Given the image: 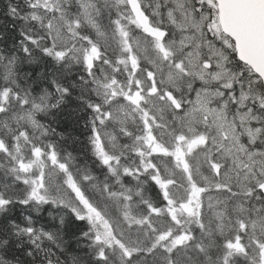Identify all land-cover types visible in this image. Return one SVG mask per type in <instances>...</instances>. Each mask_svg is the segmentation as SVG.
I'll use <instances>...</instances> for the list:
<instances>
[{
    "label": "snow or ice",
    "instance_id": "obj_1",
    "mask_svg": "<svg viewBox=\"0 0 264 264\" xmlns=\"http://www.w3.org/2000/svg\"><path fill=\"white\" fill-rule=\"evenodd\" d=\"M0 16V264H264V0Z\"/></svg>",
    "mask_w": 264,
    "mask_h": 264
},
{
    "label": "trees",
    "instance_id": "obj_2",
    "mask_svg": "<svg viewBox=\"0 0 264 264\" xmlns=\"http://www.w3.org/2000/svg\"><path fill=\"white\" fill-rule=\"evenodd\" d=\"M0 19H3V17H2V16H0Z\"/></svg>",
    "mask_w": 264,
    "mask_h": 264
}]
</instances>
